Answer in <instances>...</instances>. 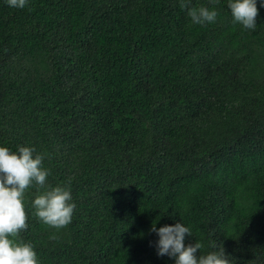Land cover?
Returning <instances> with one entry per match:
<instances>
[{
  "label": "trees",
  "instance_id": "obj_1",
  "mask_svg": "<svg viewBox=\"0 0 264 264\" xmlns=\"http://www.w3.org/2000/svg\"><path fill=\"white\" fill-rule=\"evenodd\" d=\"M180 2L0 0V147L43 154L75 204L55 229L26 190L39 264H175L153 222L264 264V7L246 29L229 0H191L201 25Z\"/></svg>",
  "mask_w": 264,
  "mask_h": 264
},
{
  "label": "clouds",
  "instance_id": "obj_2",
  "mask_svg": "<svg viewBox=\"0 0 264 264\" xmlns=\"http://www.w3.org/2000/svg\"><path fill=\"white\" fill-rule=\"evenodd\" d=\"M7 3L10 7L22 9L27 0H7ZM190 3L191 0H181L180 8L187 9L193 24L201 25L216 20V10L190 6ZM261 6L264 7V0H261ZM227 7L234 23L238 22L246 29L255 28L257 0H229ZM34 153L35 149L28 146H21L16 152L0 147V264H39L33 245L20 238V233L27 228L24 196L33 185L43 190L38 192L33 201L35 215L55 229L71 223L75 204L71 202L70 189L48 185L46 178L50 173L43 166L44 155ZM150 230L159 237L156 242L157 255L173 257L175 264H231L223 247L198 257L196 253L203 247L202 243L185 246V235L191 236V232L180 222L159 229L153 222Z\"/></svg>",
  "mask_w": 264,
  "mask_h": 264
}]
</instances>
